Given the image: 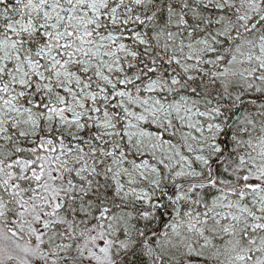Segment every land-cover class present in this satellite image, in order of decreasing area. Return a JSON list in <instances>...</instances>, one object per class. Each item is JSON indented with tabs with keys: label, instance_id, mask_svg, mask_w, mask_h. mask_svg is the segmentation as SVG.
<instances>
[{
	"label": "snow or ice",
	"instance_id": "snow-or-ice-1",
	"mask_svg": "<svg viewBox=\"0 0 264 264\" xmlns=\"http://www.w3.org/2000/svg\"><path fill=\"white\" fill-rule=\"evenodd\" d=\"M0 264H264V0H0Z\"/></svg>",
	"mask_w": 264,
	"mask_h": 264
}]
</instances>
